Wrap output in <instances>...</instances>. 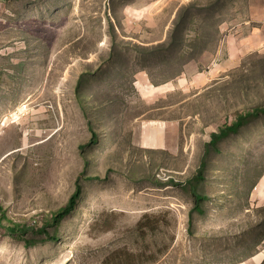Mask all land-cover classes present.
I'll use <instances>...</instances> for the list:
<instances>
[{"label":"rangeland","instance_id":"374dc122","mask_svg":"<svg viewBox=\"0 0 264 264\" xmlns=\"http://www.w3.org/2000/svg\"><path fill=\"white\" fill-rule=\"evenodd\" d=\"M166 3L1 0L0 213L34 229L0 225V264H227L264 240V113L246 116L264 108V55L201 60L209 8Z\"/></svg>","mask_w":264,"mask_h":264},{"label":"crops","instance_id":"0c3cea01","mask_svg":"<svg viewBox=\"0 0 264 264\" xmlns=\"http://www.w3.org/2000/svg\"><path fill=\"white\" fill-rule=\"evenodd\" d=\"M165 3L176 5L171 15H174L175 10L189 6L193 8L197 4L209 8L211 19H208L214 22L209 25V32L201 25L195 28L199 32H194L195 41L205 46L200 53L201 60L239 61L249 54L264 55V0H165ZM127 6L134 8L133 3ZM254 196V206L264 207V177L256 186ZM227 264H264V240L254 252L241 254Z\"/></svg>","mask_w":264,"mask_h":264},{"label":"trees","instance_id":"16d2710c","mask_svg":"<svg viewBox=\"0 0 264 264\" xmlns=\"http://www.w3.org/2000/svg\"><path fill=\"white\" fill-rule=\"evenodd\" d=\"M79 91H80V89H79ZM77 96H78L79 102L82 104V97L80 96V92ZM263 113H264V108H256L253 111V113H247L246 116L247 117L259 116L260 114H263ZM246 116L245 117L240 116V119H238L235 124H232L231 126H226L219 133L213 134L211 142L209 143V146L215 149V145H216L218 140H222L224 138L229 137L231 134H235L239 128L244 126V121H245V119H247ZM88 121L90 124V129L92 131V138L86 147H88L92 150L96 146H99L100 143L102 142L104 123H103V119L101 118L99 121V131L100 132L98 133V132H95V128H94V124H93L92 119H89ZM81 149L84 151L85 147L83 146V147H81ZM88 164H90V160H88ZM205 168H206V166L203 165L202 169L200 170V176H202V173L205 170ZM84 177H85V172L79 176V179L77 182V191L72 196L69 203L64 208L60 209L57 213L53 214L52 219L50 221L44 222L40 226V228H38L37 232H38V234L43 236L42 239L53 240V241L58 240V234L57 233H58L59 225L62 223V221L67 216H69L70 214H72L76 210V207L78 205V201L81 198L82 187H83L81 184V182H82L81 179ZM88 179H90V178H88ZM95 179H98V178H95ZM200 181H203V180H200ZM194 201H195V208L197 209V211L200 212L202 204H204V202L207 201L206 195L201 194V193H197L195 191ZM0 225L2 227H4L6 232H8L9 234L17 235V236L24 238V239H27L28 233H31L32 230L34 229V227L31 228L26 223H17V222L10 221L7 224H4V214L3 213H0ZM50 229H54L53 233L50 231ZM259 242L261 245L262 241L260 240ZM26 244L30 245V244H32V242L26 240Z\"/></svg>","mask_w":264,"mask_h":264},{"label":"built area","instance_id":"2783aa9c","mask_svg":"<svg viewBox=\"0 0 264 264\" xmlns=\"http://www.w3.org/2000/svg\"><path fill=\"white\" fill-rule=\"evenodd\" d=\"M0 2H1V0H0Z\"/></svg>","mask_w":264,"mask_h":264}]
</instances>
